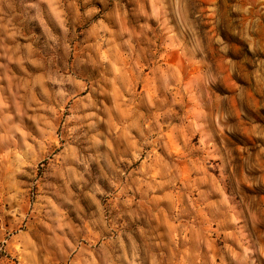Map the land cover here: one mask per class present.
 I'll return each instance as SVG.
<instances>
[{"label": "clouds", "instance_id": "obj_1", "mask_svg": "<svg viewBox=\"0 0 264 264\" xmlns=\"http://www.w3.org/2000/svg\"><path fill=\"white\" fill-rule=\"evenodd\" d=\"M0 264H264V0H0Z\"/></svg>", "mask_w": 264, "mask_h": 264}]
</instances>
